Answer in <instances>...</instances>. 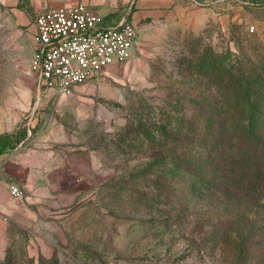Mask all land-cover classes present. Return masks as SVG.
Segmentation results:
<instances>
[{"label": "rangeland", "instance_id": "rangeland-1", "mask_svg": "<svg viewBox=\"0 0 264 264\" xmlns=\"http://www.w3.org/2000/svg\"><path fill=\"white\" fill-rule=\"evenodd\" d=\"M251 1L0 0V132L24 134L17 155L63 158L35 173L36 188L0 162L18 213L0 216V264H264V191L200 181L219 186L209 134L247 118L230 110L244 104L242 84L264 145V0ZM76 3L102 16L131 5L132 57L33 112L34 16ZM226 146L227 162L242 165ZM171 159L204 175L181 176Z\"/></svg>", "mask_w": 264, "mask_h": 264}, {"label": "built area", "instance_id": "built-area-1", "mask_svg": "<svg viewBox=\"0 0 264 264\" xmlns=\"http://www.w3.org/2000/svg\"><path fill=\"white\" fill-rule=\"evenodd\" d=\"M137 34L131 5L105 16L79 3L38 12L30 66L37 95L33 112L42 98L69 97L74 88L130 60ZM9 190L14 197L20 195L14 184Z\"/></svg>", "mask_w": 264, "mask_h": 264}, {"label": "trees", "instance_id": "trees-1", "mask_svg": "<svg viewBox=\"0 0 264 264\" xmlns=\"http://www.w3.org/2000/svg\"><path fill=\"white\" fill-rule=\"evenodd\" d=\"M193 1L199 4L203 3V1L205 2V0ZM251 4L256 5L257 2L253 0L251 1ZM240 80L242 83L243 81H246L244 76H240ZM245 85L246 84H242L243 92L241 96L244 103L243 106L238 105L236 106L237 109L235 107L231 108L230 110L234 113L242 115V117L246 112L247 118L242 119L243 121L241 120V122L236 125V131L231 132L233 128L228 127L227 132L224 124L221 125V123H219L217 128L213 130L214 132L209 134L210 138L212 136V140H210V144H212V146L207 151L205 158L208 159L207 161L212 160L213 163H215V169H213V172L216 174H221L222 176L220 177V183L218 184L219 186L212 185V183L209 181L200 180L202 181V187L205 190L217 189L227 193L232 191L238 192L239 189H241L240 192L244 193V191L247 190L243 189L242 187L247 185V187L251 186L252 188H259L264 191V145L261 143L260 138L252 124L254 116L253 114L258 111L257 107L252 106L251 103H249L248 98L250 97V94L246 91ZM227 134H230V137L227 136ZM22 138L25 139L24 134L21 135L20 139H15L13 135L10 134H0V156L15 149L21 142ZM232 141H234V145L229 144ZM185 144L188 145L189 143ZM224 144H227L226 151H229V154H232L233 149L236 151H241L238 152V156L240 157L239 161L242 165H236L231 161V159L227 162V158L223 154L225 151ZM191 160L192 162L194 160H198V162H200L199 156H195V154L192 155ZM182 161L178 163V159H171L170 162L172 165H175L181 176L186 175L188 178H193L196 174V171L200 172L199 176L204 175V169H202L201 165L197 166V169H195V172H193L192 170L188 169V166H192V164L186 161V159H183ZM226 166H233V168H238V170L234 171L233 169L232 171L229 170V172H225L226 169H224V167ZM194 180L198 181V177H196Z\"/></svg>", "mask_w": 264, "mask_h": 264}, {"label": "crops", "instance_id": "crops-1", "mask_svg": "<svg viewBox=\"0 0 264 264\" xmlns=\"http://www.w3.org/2000/svg\"><path fill=\"white\" fill-rule=\"evenodd\" d=\"M61 6H64V5H61ZM34 82H35V79H34ZM77 88L78 87H76V89ZM34 89H35V99H36L37 95H36L35 86H34ZM74 92L75 91H73V93ZM66 98L68 97H59L57 99L60 100L61 102L62 100ZM42 100L46 101L47 104L50 101V99L48 98H42ZM0 134L2 133L0 132ZM16 149L22 150L23 143L20 148L17 146ZM12 151L13 153H11L10 156H8V154H2L0 156V162L2 163L1 166L4 172H6V174L9 177H11L13 180H15L18 184L20 185L27 184V186L31 188L32 187L36 188V186H34V183L37 182V177L35 174L36 172H39L40 175H44V177H46L49 172L56 170L63 163V158L61 159V157L55 156V155L53 157V156L47 155L48 153H45V152L43 153V155H41V153H38L40 155L37 154L35 156L34 155L35 152H33L32 150H27L24 153L19 154V155H17V153H19L18 151L16 150H12ZM57 158H60L61 160L59 161ZM29 183H33V185L31 186L29 185ZM15 204H17V199H13L9 196L6 190V186L3 184L2 181H0V216H5L7 214H15L17 216L18 213H17L16 207H14Z\"/></svg>", "mask_w": 264, "mask_h": 264}]
</instances>
